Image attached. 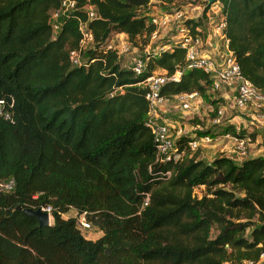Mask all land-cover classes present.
Here are the masks:
<instances>
[{"label":"trees","instance_id":"1","mask_svg":"<svg viewBox=\"0 0 264 264\" xmlns=\"http://www.w3.org/2000/svg\"><path fill=\"white\" fill-rule=\"evenodd\" d=\"M74 1L75 9L56 18L54 34L51 15L62 0H0V99L12 113V120L0 116V178L15 184L0 194V264L260 262L264 156L208 160L201 149L188 151L192 137L186 134L176 142L178 151H186L181 159L155 163L142 82L157 69L172 74L185 61L184 49L172 45L148 54L145 69L135 74L120 64L116 49L99 48L113 33H124L134 45L140 38L146 43L155 26L145 8L177 0ZM215 3L242 75L264 89V0ZM88 6L96 17L88 19ZM210 6L185 24L204 29ZM83 23L94 38L83 56L94 60L73 66L68 52L78 48ZM193 91L203 99L211 93L202 69L185 70L160 95L170 100ZM221 101H212L215 111ZM230 125L219 134L237 135ZM205 134L211 129L196 135ZM199 186L205 193L198 197L193 189ZM45 205L53 216L47 226L22 210ZM71 209L86 211L97 238H87L73 214L62 217Z\"/></svg>","mask_w":264,"mask_h":264},{"label":"built area","instance_id":"2","mask_svg":"<svg viewBox=\"0 0 264 264\" xmlns=\"http://www.w3.org/2000/svg\"><path fill=\"white\" fill-rule=\"evenodd\" d=\"M72 9H75L74 0H62L61 8L52 13V32L54 34L59 29V24L55 22L56 18L60 13L67 14L68 11ZM86 13L88 19L96 17L95 8L92 6L87 7ZM206 14L207 19L212 17L210 14ZM147 19L155 26V29L150 36L156 35L157 28L160 26H163L165 29L167 27L169 28L171 27V25H169L171 22H174L176 26V34L174 36L175 42L169 44V46L163 45L157 52L152 54L157 55L163 51L170 50L172 45H176L185 51V61L183 65L179 66L172 74L153 72L144 82H142L147 87L146 99L149 102V110L145 124L150 129L155 142V163H162L171 160L177 161L178 159H181L186 152L185 150L178 151L176 147L177 140L188 134L185 125L182 124L180 119H172V117L163 114V109H161V107L163 108L162 104L171 99L169 100L160 95L161 88L167 82L179 81L185 70L198 68L207 72L211 79L212 93L220 91L221 96L219 98L230 99L235 108L240 109L250 117V124L255 122L257 125L264 128V89L255 87L253 83L242 75L237 60L228 48V40L223 34V28L225 25L223 18H221V20L219 19L218 24H216V22L214 24V18L212 17V31L218 36L219 40L216 49L214 45L213 53L211 52L210 41L203 35V29L197 27L192 31V29L185 24V21L188 18H183V13H181L180 10L164 12L160 15H147ZM80 30L82 36L78 48L69 50L68 59L73 66H88L94 59L84 57L83 51L94 46V38L87 23L81 24ZM113 42L114 39H111L110 37L99 48H102L105 51L108 49H116ZM119 46L121 52H127L129 50L127 41H122ZM148 54L150 53L147 50L143 57L134 59L131 68L135 74H140L141 71L145 69ZM116 90L111 91L109 95L112 96ZM202 99L203 98L196 91L178 93L172 98V100L177 102L178 107L184 114L191 112L200 102H202ZM9 106L12 107V103H10ZM215 112L216 114L213 123H222L224 110L220 109L218 106ZM0 116L12 120V113L6 108V102L3 99H0ZM183 116H181V119H183ZM230 122L232 121H227V124ZM234 129L237 135L230 132L219 134L216 131H211L212 135L216 134L215 137L210 134H205L203 136L193 134L191 136L192 140L188 142V151L193 153L198 149L202 150V147L215 145L217 148V154H222L230 158L235 156L240 162L244 159L251 158V156H258V154L248 155L247 147L249 146V142H251L250 135L242 134L238 131L239 127L234 126ZM254 138V144H256L257 137L254 136ZM262 141H264V134H262ZM219 143L221 144L217 147V144ZM227 143H230V145L226 146ZM259 155L264 156V148L260 150ZM164 174L170 176L171 171H166ZM14 185V179L0 178V194L11 193ZM148 201L149 196L146 194L143 198L142 206L147 205ZM40 209L48 213L49 222L51 219L53 220L52 208L50 205L41 206ZM86 214V211L81 213L74 212L73 214L76 218L77 227L85 233L93 230V227L87 220ZM261 256V259L264 258V253ZM258 263L245 261L243 264Z\"/></svg>","mask_w":264,"mask_h":264},{"label":"rangeland","instance_id":"3","mask_svg":"<svg viewBox=\"0 0 264 264\" xmlns=\"http://www.w3.org/2000/svg\"><path fill=\"white\" fill-rule=\"evenodd\" d=\"M205 0H177L171 5H165L161 4L159 2H152L148 7L145 8L144 13L147 15L157 14L160 15L164 12H173L176 10H180L181 13H183V18L188 19H195L198 18L203 11V8L205 7L204 4ZM217 6H220L218 3H213L211 7L208 9V14H210L214 18V24L219 23L218 21H215V8ZM148 13V14H147ZM207 15V14H206ZM171 27H167L166 29L163 26H160L157 28V33L154 36H150V38L144 43L143 38L138 39V45H134L130 43L127 39V36L123 35V33L117 34L113 33L110 37L111 39H114V45L119 53V61L120 64L123 67H131L133 64V61L135 58L143 57L145 55V52L148 50L149 53H155L157 52L160 47L169 46V44L175 42V34H176V26L174 22H171ZM209 25H206V27L203 29V35L206 36L205 32L207 30V27ZM214 26V25H213ZM127 41L129 45V50L127 52H121V48L119 44L121 42ZM157 73H163L160 69H157L155 71ZM221 96V92H215L210 93L208 98L202 99V102H200L191 112L184 114L180 110V108L177 105V102L175 100H170L164 102L163 108V114L167 115L169 117H176L177 119H180L182 124L185 125L186 131L191 136L193 134H198L200 128L202 129H211V131H216L220 133L222 129L225 127L227 121L230 122V126L234 128V126L239 127V130L242 134H248L250 135L251 142H249V146L247 147L248 155H253L259 153L258 148L261 149L264 148V141L256 142L254 144L255 138L252 136L253 131H255L254 136L257 138L262 139V134H264V128L260 125H257L255 122L253 124H250V117L247 116L246 113H243L240 109L235 108L230 99H224L222 98L221 103L216 105L219 106L220 109L224 110L223 116H222V123L220 124H214L213 119L215 117V108L211 104L212 101L217 100ZM217 98V99H216ZM161 106V105H160ZM181 111V112H180ZM184 115V116H183ZM181 116H183V119H181ZM200 127V128H199ZM263 132V133H262ZM221 143L217 144V147ZM215 147V151H214ZM200 150V149H199ZM202 150H204L203 154H206V158L210 160V158L215 157L217 155V148L216 146L208 145V147H202ZM200 150V156L202 157V153ZM211 158V159H212ZM193 193L196 196H201L203 193H205V186H199L193 189ZM73 214V210H69L68 213H64L62 217L68 218L71 217ZM50 223L53 224V220H50ZM87 238H96L97 235H99V232L96 230H92L90 232L84 233ZM258 264H264V258L261 259V261Z\"/></svg>","mask_w":264,"mask_h":264},{"label":"crops","instance_id":"4","mask_svg":"<svg viewBox=\"0 0 264 264\" xmlns=\"http://www.w3.org/2000/svg\"><path fill=\"white\" fill-rule=\"evenodd\" d=\"M216 10H215V21H217V20H221V18H222V16H221V13H220V6H217L216 5V8H215ZM211 22H212V17L210 18V19H208V23H207V25H209L208 27H207V30H206V32H205V34H206V37L208 38V40L210 41V43H211V52L213 53L214 52V50H213V48H214V45H215V49H216V47H217V44L219 43V40H218V36L216 35V34H214V32L212 31V27H211ZM123 35H125V34H123ZM126 36V35H125ZM217 36V37H216ZM209 49H210V47H209ZM263 133V132H262ZM262 141V139L259 137V138H257V140H256V142L258 143V142H261ZM230 145V143H227L226 144V146H229ZM220 148V147H219ZM260 150H261V148L259 147L258 148V151L260 152ZM214 151H215V148H214ZM204 153V151L202 150V157L204 158V157H206V155L205 154H203ZM207 154V153H206ZM256 154V153H255ZM258 155H259V153H257ZM251 157H254V156H251ZM208 159V158H207ZM232 159L235 161V162H237V163H239L240 161H239V159L238 158H236L235 156H233L232 157ZM99 235H97V237H98ZM96 237V238H97ZM91 239V238H90ZM93 239V238H92Z\"/></svg>","mask_w":264,"mask_h":264},{"label":"water","instance_id":"5","mask_svg":"<svg viewBox=\"0 0 264 264\" xmlns=\"http://www.w3.org/2000/svg\"><path fill=\"white\" fill-rule=\"evenodd\" d=\"M207 5H211L214 2H218L220 0H205ZM22 210L27 213L28 215H31L35 217L38 221L39 226H47L51 225L49 222V215L46 211L41 210L40 208L38 209H33V208H22Z\"/></svg>","mask_w":264,"mask_h":264},{"label":"clouds","instance_id":"6","mask_svg":"<svg viewBox=\"0 0 264 264\" xmlns=\"http://www.w3.org/2000/svg\"><path fill=\"white\" fill-rule=\"evenodd\" d=\"M51 224V223H50Z\"/></svg>","mask_w":264,"mask_h":264}]
</instances>
